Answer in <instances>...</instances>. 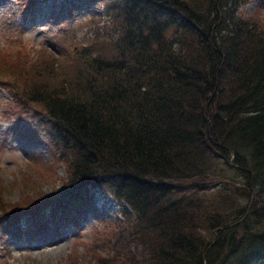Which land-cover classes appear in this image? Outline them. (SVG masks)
I'll use <instances>...</instances> for the list:
<instances>
[{
    "label": "trees",
    "instance_id": "1",
    "mask_svg": "<svg viewBox=\"0 0 264 264\" xmlns=\"http://www.w3.org/2000/svg\"><path fill=\"white\" fill-rule=\"evenodd\" d=\"M65 2L52 19L102 9L90 19L107 45H77L76 79L55 92L20 90L48 119L25 136L42 134L68 171L46 193L21 188L0 231L19 236L25 215L35 233L42 211L75 225L97 189L119 210L95 217L91 262L264 264V28L238 14L246 0Z\"/></svg>",
    "mask_w": 264,
    "mask_h": 264
},
{
    "label": "rangeland",
    "instance_id": "2",
    "mask_svg": "<svg viewBox=\"0 0 264 264\" xmlns=\"http://www.w3.org/2000/svg\"><path fill=\"white\" fill-rule=\"evenodd\" d=\"M23 1L0 0V68L4 65L7 71L6 75H0L2 208L20 198L21 188L29 190L34 187L42 193L48 192L53 184L67 177L68 171L66 164L55 155L58 150L53 149V152L50 150L49 141L48 144L36 141L43 137L42 134H37L36 140L24 137L25 133L36 130L38 126L36 120L27 119L22 121V124L21 119L18 120L20 126L22 125L21 129L24 128L23 136L7 135L4 131L6 128L8 131L15 119L14 110L20 107L28 112L34 108L39 110L41 108V105L25 99L20 90L38 88L40 93L55 92V89L66 82L63 80L65 77L76 79L80 67L75 58L79 50L77 45L87 43L101 47L107 45L101 43L102 36L95 34L96 31L104 29L102 21L104 14L101 8L93 6L90 7L94 9L93 13L80 10L74 13L71 20L63 18L55 21L51 16H57L58 11V14L67 11L70 5L65 0H54L52 3L50 0L42 2L36 0L39 3H34L33 21L26 20L21 24L18 17ZM237 10L238 14L242 12L264 28V0H246ZM96 15L102 19H90ZM28 22L33 24L29 25ZM63 60L69 63L62 62ZM5 108L13 111L6 113ZM45 126L50 128L48 125ZM17 130L19 129H12L13 132ZM42 170L45 172H39ZM33 193L34 191L29 195ZM88 194L89 200L81 201L79 206L75 205L80 211L75 225L70 221L64 222L51 217L42 211L46 215L44 227L34 234L29 232V228L30 231L34 229L33 224L24 217L20 218L18 224L20 225L18 239L8 236V230L0 231V264H62L72 255L79 256L83 264H99L89 260V253L84 247L90 243L92 227L98 226L95 217L112 218L117 215L119 206L97 189H89ZM81 208L84 210L83 213ZM93 254L98 255L96 251Z\"/></svg>",
    "mask_w": 264,
    "mask_h": 264
}]
</instances>
